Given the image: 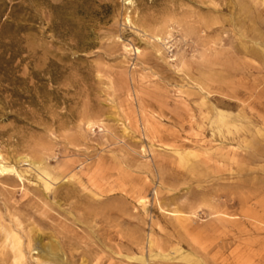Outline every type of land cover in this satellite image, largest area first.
Masks as SVG:
<instances>
[{"label": "rangeland", "instance_id": "1", "mask_svg": "<svg viewBox=\"0 0 264 264\" xmlns=\"http://www.w3.org/2000/svg\"><path fill=\"white\" fill-rule=\"evenodd\" d=\"M1 167L0 264H264V0H0Z\"/></svg>", "mask_w": 264, "mask_h": 264}, {"label": "bare ground", "instance_id": "2", "mask_svg": "<svg viewBox=\"0 0 264 264\" xmlns=\"http://www.w3.org/2000/svg\"><path fill=\"white\" fill-rule=\"evenodd\" d=\"M0 170H1V171H2V170H3V171H4V170L6 171V168H3V167H1V169H0ZM10 170H11V169H10Z\"/></svg>", "mask_w": 264, "mask_h": 264}]
</instances>
